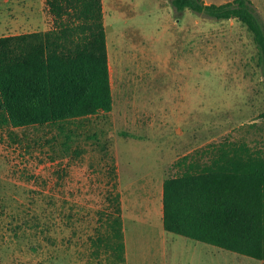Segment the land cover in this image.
Masks as SVG:
<instances>
[{"label":"rangeland","instance_id":"obj_1","mask_svg":"<svg viewBox=\"0 0 264 264\" xmlns=\"http://www.w3.org/2000/svg\"><path fill=\"white\" fill-rule=\"evenodd\" d=\"M101 1L111 109L0 123V264H264L160 221L165 178L223 146L264 156L251 32L236 18L176 11L171 0ZM251 1L264 20V0ZM50 27L45 0H0V36ZM117 211L123 260L105 245Z\"/></svg>","mask_w":264,"mask_h":264},{"label":"trees","instance_id":"obj_2","mask_svg":"<svg viewBox=\"0 0 264 264\" xmlns=\"http://www.w3.org/2000/svg\"><path fill=\"white\" fill-rule=\"evenodd\" d=\"M171 4L176 11L241 21L251 32L264 83V20L251 0ZM45 5L49 29L0 36V123L55 124L112 107L102 1L45 0ZM197 167L188 164L163 181V229L264 260V156L240 143L220 147ZM121 223L117 211L105 245L123 260Z\"/></svg>","mask_w":264,"mask_h":264},{"label":"crops","instance_id":"obj_3","mask_svg":"<svg viewBox=\"0 0 264 264\" xmlns=\"http://www.w3.org/2000/svg\"><path fill=\"white\" fill-rule=\"evenodd\" d=\"M161 216H162V191H161ZM161 221V220H160ZM164 231H166V230H164ZM169 232V231H168ZM182 236V235H181ZM185 237V236H184ZM187 238V237H186ZM188 239H190V238H188ZM193 240V239H192ZM196 241V240H195ZM198 242H200V241H198ZM192 246H195V244H193Z\"/></svg>","mask_w":264,"mask_h":264}]
</instances>
